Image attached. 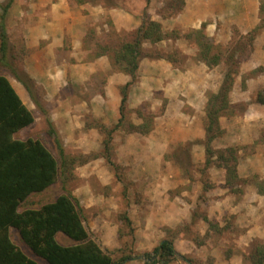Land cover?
<instances>
[{
	"label": "crops",
	"instance_id": "obj_1",
	"mask_svg": "<svg viewBox=\"0 0 264 264\" xmlns=\"http://www.w3.org/2000/svg\"><path fill=\"white\" fill-rule=\"evenodd\" d=\"M202 1L196 0L198 7L195 8L191 0V4L185 6L181 14L171 20L163 18L159 20L160 17L157 15L151 19L161 23L165 31H173L175 28L199 29L203 21L211 20L206 30L208 32L211 30L210 36L216 35L219 42L231 40V26H236L243 34H247L260 23L256 3L254 7L252 2L241 1L238 5L239 16L235 17L230 14L223 15L224 7L218 6L220 0L216 1L215 12L204 11ZM14 14L17 32L21 40L26 42L27 50L31 51L25 71L44 91V101H38V104L48 110V117L59 137L63 138L61 139L63 143L65 139L67 144L76 141V136L84 137L83 140L85 139L89 149L92 151L102 149L103 136L91 123L95 121L104 126H113L119 121L122 102L120 88L131 82L129 75L113 70L110 56L101 53L103 37L120 36L122 33L136 31L143 24L141 13L127 9L119 0H113V4L108 8L101 3L93 6L80 5L73 0H17L10 6L6 16ZM217 19L222 23L221 29L217 26ZM220 31L224 34L222 35ZM262 33L260 35H263ZM165 41L170 40L161 42L165 44ZM149 45L152 46L146 43L144 47ZM257 51L258 48H255L254 53ZM261 64L264 66L263 61H260L259 65ZM206 67L194 65L175 68L166 58H144L140 62L137 82L129 93L130 108L136 110L150 102L153 104L152 110L155 111L156 106L161 104V99L165 97L170 98L169 111L172 112L175 110L174 107H177L174 112L177 115L168 116L166 112L164 116L157 117L155 127L149 134H125L117 131L116 137L120 140H113L117 146L116 151L121 155H127L123 158L124 167L133 169L139 179L145 180L150 177L151 180H155L157 177L164 181L159 185L163 186L162 194L157 201L161 202L158 205L159 210L151 208V212H146L148 227L142 235H139L137 230L139 250L155 249L166 239V234L161 230L159 243H155L158 238L152 229L151 218L158 217L160 227H176L184 221L187 222L189 219L191 221L193 212L199 207L203 208L210 221L219 224L221 230L225 228L228 230V226H225L227 221L231 222L230 227L233 226L239 236L234 240V247L237 250L247 247L255 238L264 242V136L261 135L264 133V116L260 119L261 129H258L254 139H251L252 124L244 123L245 128L241 124L238 128L244 131L239 134V129H236V135L231 134L234 123L240 124L241 120L251 118L250 109L243 117L220 119L225 134L222 138L216 139L213 146L215 149L237 145L240 147L238 170L242 180L240 184L244 186L238 191L231 192L226 187L225 170L215 166L209 168L208 179L213 186L206 193L202 186L197 187L195 193L182 190L186 182L183 183L180 178L182 174L180 167L163 161L172 146L196 138L204 139L205 131L194 132L196 128L192 125L198 127L199 122H202L207 94L217 93L224 79V70L219 69V66L213 69ZM242 68L240 75L248 72ZM202 77L210 78V82L207 83L208 89L201 87ZM212 77H215L216 83L211 81ZM257 78L264 79V76L250 77L245 90L241 89L238 78L233 93L242 91L244 93L241 95H245L254 89L251 92L254 95L258 89L264 88L262 85L264 80L259 81L262 86L253 85ZM15 88L24 104L34 113L37 104L32 99L33 91L21 85ZM200 95L204 99L203 105L198 101ZM178 97L181 99H177ZM232 100L238 102V99ZM186 106H190L194 111L184 113ZM198 106L201 109H198ZM133 121L137 125L142 123L137 117ZM85 128L89 130L84 132ZM245 132L247 133L244 134ZM247 146L253 147L249 154H245ZM196 148L199 151V160L203 162L205 157L203 147L199 144ZM102 184L107 183L102 181ZM187 196L190 199H187ZM201 222L203 223L201 225L198 223L201 233L204 235L211 232L208 223L203 220ZM111 228L115 232V228ZM233 228L229 230L232 233ZM143 238L148 241L144 242ZM150 238L152 242H149ZM179 240L175 247L182 256L189 252L190 247L195 248L191 240L183 238ZM179 242L185 245L182 247L178 245ZM140 258L146 262L144 255ZM242 258L243 256H233L226 264H242Z\"/></svg>",
	"mask_w": 264,
	"mask_h": 264
},
{
	"label": "rangeland",
	"instance_id": "obj_2",
	"mask_svg": "<svg viewBox=\"0 0 264 264\" xmlns=\"http://www.w3.org/2000/svg\"><path fill=\"white\" fill-rule=\"evenodd\" d=\"M10 0H0V23L1 16L3 14L5 6L9 3ZM17 0H14V3ZM77 4H87V5H96L101 3L106 8L110 7L113 4V0H73ZM121 5L127 6V9H133L141 13V18L144 20H151V18L156 15L159 16V20L161 18L166 20H171V18H175L185 8V6H189L191 4V0H151L150 4L147 5L148 0H119ZM194 2V7L197 8L198 4L196 0H192ZM217 0H203L202 4L204 5L206 12H215ZM221 3L218 6H223V15L229 16H239V3L243 0H220ZM252 2V6L258 5V13L260 18V23L252 30L248 31L247 34H243V32L237 29L236 26H231L230 36L231 40L229 41H218L215 36H210L211 30L208 32L206 29L208 24H210L211 20L203 21L201 28L199 29H180L175 28L173 31H165L163 29V33L165 37L163 40L165 44L161 41L155 44L150 42H145L152 44L144 47L143 44V52L144 58H166L170 57L175 64L173 63L175 68H187L188 66L194 65H203L205 68L207 65L199 60L200 51L203 49L204 45L208 43L212 45V53H219L223 57L221 59V63L219 65V69L224 70V77L228 71V66L226 65V60L231 55L239 58L238 61L240 64L235 66L237 69L243 67L242 70H248V72L243 73L236 78V82L234 87L236 86L238 78L240 79V87L242 90L246 89L247 82L249 78L252 76H264V71H260V68H264L260 61L264 62V0H247ZM153 6V7H151ZM255 7V6H254ZM230 8V9H227ZM152 9V10H151ZM255 9V8H254ZM151 10V11H149ZM256 10V9H255ZM220 15V14H219ZM218 15V16H219ZM224 16H220L223 18ZM16 15H8L4 21V25L6 27V32L8 35L7 39V49L4 55L1 52V40H0V74L7 76L12 85L14 87H19L20 85L23 87L25 83H28L31 86V90L33 91L32 99L37 101V107L35 109L34 115L37 118L33 125L19 132L16 137L18 139H28L35 138L41 140L56 156L59 162L62 164L63 158L61 157L60 150L55 142V138L50 134V126L48 121L50 120L48 117V110L44 109L38 104V101H44V91L37 85V82L30 76V74L26 73L25 69L27 68L29 56L31 54L30 50L26 48V42L21 40L20 34L17 32V26L15 24ZM202 21L203 18H200ZM218 20L217 26L219 29L222 28V23ZM156 22V21H155ZM159 23V22H158ZM161 24V23H160ZM197 31H202L203 38H199ZM223 35V31H220ZM263 32V33H262ZM132 33H122L119 35H109L108 37H103V41H108L107 45L114 44L117 42V39L120 37V44L122 40H131ZM263 35H260V34ZM162 40V41H163ZM110 42V43H109ZM158 44V45H156ZM255 48H258V51L255 52ZM255 54L254 56H252ZM143 58V59H144ZM142 59V60H143ZM168 60V59H167ZM236 60V59H235ZM172 63V62H171ZM231 65V64H230ZM259 65V66H258ZM208 67V66H207ZM206 67V68H207ZM218 67V66H217ZM234 67V68H235ZM216 68V67H215ZM253 69V70H252ZM115 71V70H114ZM241 73V69H240ZM249 73V74H248ZM105 78V77H103ZM215 77L211 78V81H214ZM224 80V79H223ZM257 81L254 82L255 87H259V81L264 79L257 78ZM137 82V81H136ZM135 82V84H136ZM200 84L202 88H207L210 82V78L202 77ZM206 83V84H205ZM216 83V82H215ZM205 84V85H204ZM71 85V84H70ZM264 86V82L262 84ZM261 85V86H262ZM208 89V88H207ZM262 89V88H261ZM254 90V89H253ZM248 92L245 95H241L244 93L242 91L231 92V101L233 104H240V112L245 110V106H247V112L250 109V117L244 121L241 120L240 124L234 123V130H232L231 134L236 135L237 130L239 129V134L244 131L242 128H238L241 124L243 128H245V124H252L250 127L251 131V139H254L255 134H258V129H261V120L264 116V104H260L257 102V93L253 95L251 92ZM233 93V94H232ZM254 96V97H253ZM237 100L238 102H233L232 99ZM170 98H162L161 104L156 106V110L153 111V104L150 102H146L145 106L143 105L139 109L132 110L133 113L128 115V118L131 119L133 124L134 118H139L142 120L144 124V118L138 117L141 113L142 115H146L147 117H153V129L155 127L156 118L160 116H164L167 112L168 116H175L177 113H174L177 107H174L175 110L169 111L168 103L170 102ZM177 99H181L178 97ZM242 99V100H240ZM182 101V100H181ZM198 101L203 105L204 99L200 97ZM39 102V103H40ZM208 102V98H207ZM242 104V105H241ZM45 106V102L43 103ZM130 107V104H129ZM206 107L204 109V117L202 122H199L198 127L193 124V128H196L194 132L204 131V119L206 116ZM198 109H201L198 106ZM252 109V111H251ZM263 110V111H262ZM135 111H140L139 113H135ZM190 106H186L184 113L192 112ZM243 113V112H242ZM138 116H137V115ZM245 114V113H244ZM244 114L241 116L243 117ZM241 116H237L240 118ZM86 117V116H85ZM172 118V117H171ZM223 118V117H222ZM231 118V117H230ZM88 119V117H87ZM118 123V122H117ZM113 126H105L108 129H112ZM245 123V124H244ZM88 124V122H87ZM100 123H96L95 121L91 123V125L98 130V132L103 136L102 140V149L100 150H91L89 149L85 139L76 136V141H73L71 144L64 143V159L67 162L66 170L60 174L59 180L51 186L49 189L42 193H34L29 199L23 204L21 210L24 209H38L43 204L48 202H53L62 194H70L74 198L77 199L79 203V207L82 210V215L85 221V225L91 235V237L110 255H112L116 259H120L122 256L128 255L131 256V260L125 262L124 264H146L144 260L140 257H143L145 253L153 252L154 248L149 250H139L138 249V237L136 236L137 230L139 231V235H142L143 231H146L148 227V219L146 217V212H151L150 209L154 208L159 210V203L157 202L159 197L162 194V185L164 181H161L159 178L155 177V180L148 179L143 180L142 178H138V174L132 169L130 170L127 167L123 166V158L127 157L126 154L121 155L116 151L117 146L113 142V140H120L117 131H122L125 134H140L133 133L128 129L119 128L114 134L111 136V144L109 145V149H105L104 141H107L108 132L102 133L100 129H97V125ZM221 124V122H220ZM258 124V126H257ZM89 125V124H88ZM103 125V124H101ZM165 125V124H164ZM104 126V125H103ZM138 126V125H137ZM222 126V125H221ZM91 128V127H90ZM223 128V127H222ZM84 129V132H87ZM245 132L244 134H246ZM238 135V134H237ZM261 135L264 136V133ZM224 136V135H223ZM222 136V137H223ZM205 137V136H204ZM220 137V138H222ZM61 138V137H60ZM219 138V139H220ZM63 139V138H61ZM218 139V138H217ZM94 140V139H92ZM216 140V139H215ZM214 140V141H215ZM204 139L199 140L196 138L195 140H189L185 143L177 144V146H172L164 156L163 161L173 164L175 167H180L181 173L180 178L183 183L186 182L182 190H188V192L193 193L198 189L197 187H201L199 180H203V182L207 181L209 183L210 179H208L209 169L206 171L204 167L206 157H204L203 162L199 160V151H197L196 146L201 145L203 147V154L205 156V146L203 145ZM213 141V142H214ZM63 142V140H62ZM80 143V144H79ZM98 143L99 140H98ZM213 145V143H212ZM214 147V146H213ZM236 147V146H231ZM229 148V147H227ZM238 148V145H237ZM226 149V148H224ZM221 149V150H224ZM220 150V149H216ZM241 150V149H240ZM253 151V147L247 146L245 148V154H249ZM109 155L108 157H106ZM117 164L118 171L114 169V167L109 163V160ZM240 158V155H239ZM215 166V165H214ZM217 167V166H215ZM220 168V167H217ZM224 169V168H220ZM225 170V169H224ZM226 172V170H225ZM239 173V170H238ZM226 176V175H225ZM142 177V176H140ZM175 178V176L173 177ZM240 178V175H239ZM102 181L107 184H102ZM173 181V180H172ZM242 185V186H241ZM235 187L237 191L244 186V184L236 183L232 186H227L231 192L234 189L231 187ZM202 190L206 193L208 190H205L203 186ZM177 190V189H176ZM175 191V190H173ZM194 192V193H195ZM200 192H198L199 194ZM189 197L187 196V199ZM173 199V198H172ZM190 199V198H189ZM156 204V205H155ZM124 212L128 213L132 221V228L134 229V237L131 236L130 229L127 225L122 222L116 224L113 219L116 215L122 214ZM205 211L203 208H198L192 214L191 221H184V223L174 226H158L160 219L158 217L151 218V225L154 232L157 234V238L155 243H159V232L162 230L166 234V238L174 240V244L181 238L191 240L194 242L195 248L190 247L189 252L182 256L178 250V254L180 257L176 258V260L172 264H226L227 260H230L233 256H243L242 264H249L246 260L245 256L250 251V246L255 240L253 239L251 243L245 248H240L237 250L234 247V243L239 236L236 230H234L233 226L230 227L231 222L227 221V225L225 227V231H221L220 233L216 232L212 229L213 225H218L215 221H210L208 217H206ZM207 218L209 222L204 220ZM203 220L205 223H208L209 230L211 232H206L204 235L201 233L200 226L203 224L201 222ZM233 225V224H232ZM111 227L115 228V232L112 231ZM233 228V232H230ZM122 232V236H120L119 232ZM215 231V232H214ZM11 235L13 240L21 246L22 250L29 255L31 258L39 260L42 264H46L44 261L38 259L31 250L22 242L20 234L17 230H12ZM57 239L60 244L65 246L75 245L76 242L72 241L64 234L59 233ZM144 242L148 241L143 238ZM105 241V244H104ZM113 241V243H111ZM180 241V240H179ZM209 241L210 245L207 246V242ZM149 242H152L151 238ZM154 243V244H155ZM264 243V242H263ZM116 245V246H115ZM157 245V244H156ZM178 245H185L184 243L179 242ZM157 247V246H156ZM176 248V247H175Z\"/></svg>",
	"mask_w": 264,
	"mask_h": 264
},
{
	"label": "trees",
	"instance_id": "obj_3",
	"mask_svg": "<svg viewBox=\"0 0 264 264\" xmlns=\"http://www.w3.org/2000/svg\"><path fill=\"white\" fill-rule=\"evenodd\" d=\"M13 2L14 0L9 1L1 16L0 40L3 55L8 45L4 21ZM147 2L149 5L151 0ZM197 33L199 38H203L202 31H197ZM164 37L160 23L144 20L141 27L132 33L131 40H122L120 44L119 37L116 43L110 45H107L108 41H103L100 48L101 53L110 56L113 70L131 77V82L120 88L121 117L117 125L112 129L101 124L97 125V129H100L102 133L108 132V139L104 141L106 150L111 144V136L119 128L145 135L152 131L153 117L144 116L142 113L138 114L139 116L136 114L144 118V124L138 126L128 118V115L133 113L129 107V93L137 81L140 62L145 57L143 44L145 42L155 44L162 41ZM212 50V45L208 43L203 46L199 54V60L211 69L219 66L223 57L219 53L213 54ZM167 59L175 64L170 57ZM238 59L234 55L228 57L226 60L228 71L219 91L207 94L208 102L204 119L205 137L202 141L206 151L203 168L206 171L214 165L224 168L226 185L229 187L242 181L238 173L240 147L216 150L212 143L225 134L220 124L222 117H237L247 111V106H245L243 113L240 112L238 110L241 107L240 104H233L231 101V92L241 69V65L238 69L235 67L240 64ZM259 70L264 71V68ZM25 86L30 91L31 86L28 83H25ZM256 100L264 104V88L259 89ZM35 102L37 103L36 100ZM139 112L135 111V113ZM34 122V113L24 104L10 79L0 74V264H42L39 260L27 255L13 240L11 235L13 229L19 232L22 242L31 252L46 264H124L131 260V256L128 255L120 259L114 258L91 237L79 203L70 194H62L55 201L45 203L38 209L21 210L32 194L42 193L53 186L64 169L66 170L67 165L63 155V142L50 120L48 121L50 134L55 138L60 150L63 158L62 164L41 140L35 138L24 140L16 137L19 132L30 127ZM109 163L118 171L117 164L110 160ZM199 183L205 190L213 186L208 181L203 182L202 178ZM234 188V186L231 187V189ZM204 220L209 222L207 218ZM113 221L116 224L122 222L127 225L131 236L134 237L132 221L127 212L116 215ZM210 225L218 233L225 230H221L218 225L212 223ZM59 233L77 244L70 246L60 244L57 239ZM119 234L123 235L121 230ZM178 257L180 256L175 248L174 240L169 238L163 240L153 252L144 254L146 264H172ZM245 258L249 264H264V243L259 240L253 241Z\"/></svg>",
	"mask_w": 264,
	"mask_h": 264
}]
</instances>
